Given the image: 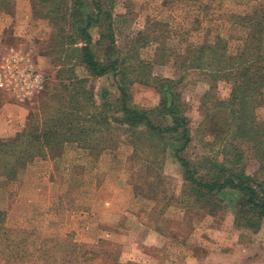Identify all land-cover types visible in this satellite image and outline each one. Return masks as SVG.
I'll return each mask as SVG.
<instances>
[{
	"label": "rangeland",
	"instance_id": "1",
	"mask_svg": "<svg viewBox=\"0 0 264 264\" xmlns=\"http://www.w3.org/2000/svg\"><path fill=\"white\" fill-rule=\"evenodd\" d=\"M31 1L9 0V6L0 8V56L10 46L20 47L32 55L45 79L46 75L52 78L51 61L60 54L53 50L49 54L48 49L58 46L59 38L51 21L38 15L52 4L38 5L33 12ZM108 1L116 49L135 71L130 79L138 75L144 81L135 82L129 90L133 104L156 106L160 95L155 83L175 81L172 91L185 104L191 138L185 157L195 162L205 155L219 156L223 135L208 124L214 117L220 121L224 117L216 102L228 99L230 87L218 81L211 88L206 72L191 68L190 62L201 45L217 37L223 39L227 55L239 53L247 30L241 22L234 24L232 16L264 11V0ZM92 37L95 42L98 32L92 31ZM75 72L79 78L87 77L81 66ZM55 85L52 79L44 92L27 102L0 90V140L11 139L25 128L29 110L41 115L45 104L39 102ZM87 88L97 104L101 88L117 94L110 76L89 79ZM253 113L256 121H264V102ZM118 137L116 148L101 154L105 155L99 163L103 166H96L101 155L92 158L76 144H67L55 164L49 158H37L16 180H0V210L7 215L6 228L24 233L34 230L43 236L72 233L74 242L91 252L87 264H264V221L257 231L235 225L238 192H219L216 200L222 206L216 208L210 200H196L182 179L171 145L163 155L155 139L145 140L135 152L128 136L118 133ZM259 151L264 155L260 147L245 149L242 166L245 175L264 181V170L257 172ZM117 180L126 185L121 188L122 208L114 202L121 200L119 195L111 199L96 195L95 187L104 181L117 189ZM115 207L121 212H110ZM3 261L0 257V264Z\"/></svg>",
	"mask_w": 264,
	"mask_h": 264
},
{
	"label": "trees",
	"instance_id": "2",
	"mask_svg": "<svg viewBox=\"0 0 264 264\" xmlns=\"http://www.w3.org/2000/svg\"><path fill=\"white\" fill-rule=\"evenodd\" d=\"M31 2L33 12L38 5L52 4L51 9L38 15L51 21L59 38L58 46L48 49L49 54L53 50L60 55L53 56L54 75L52 78L46 75L44 90L52 79L57 82V88H52L40 100L39 105L45 104L41 115L36 109L29 110L25 128L11 139L0 140V180H16L18 174L37 158L59 159L67 144H76L92 158H98L116 148L118 133L130 138L135 152L138 143L155 139L163 155L171 145L172 157L180 165L182 179L196 200L205 198L216 208L222 206L216 200L219 192L236 191L240 198L235 225L260 229L264 221V181L245 175L242 163L245 149L258 150L260 147L264 150V121H256L253 113L264 102L262 9H255L245 16H232L234 24L241 22L240 26L247 30L243 48L236 55H227L226 45L218 37L195 51L197 55L190 62L191 68L205 71L213 83L211 88L218 81L226 82L230 93L226 101L216 102L224 117L221 121L214 117V122L208 124L215 128L217 135H223L220 155L214 158L205 155L191 162L185 157L191 142L186 107L172 91L177 83L165 79L155 83L160 100L154 107L142 108L132 102L131 86L144 81L138 79V75L135 80L130 79V74L135 71L129 69L127 58L121 57L116 49L112 3L108 0ZM3 4L9 6V0H0V8ZM92 31L98 32L95 42ZM77 66L84 68L86 78L76 75ZM108 76L117 94L101 88L97 104L92 90L87 88L89 79ZM56 89L59 93L54 92ZM256 159L260 165L257 172H262L264 155L259 151ZM6 216L0 210L3 264H87L90 260L91 252L85 245L76 244L72 233L43 236L34 230L24 233L8 229Z\"/></svg>",
	"mask_w": 264,
	"mask_h": 264
},
{
	"label": "built area",
	"instance_id": "3",
	"mask_svg": "<svg viewBox=\"0 0 264 264\" xmlns=\"http://www.w3.org/2000/svg\"><path fill=\"white\" fill-rule=\"evenodd\" d=\"M45 88V77L32 55L10 46L0 56V90L9 92L19 102L33 100Z\"/></svg>",
	"mask_w": 264,
	"mask_h": 264
},
{
	"label": "crops",
	"instance_id": "4",
	"mask_svg": "<svg viewBox=\"0 0 264 264\" xmlns=\"http://www.w3.org/2000/svg\"><path fill=\"white\" fill-rule=\"evenodd\" d=\"M105 155H101L100 156V158L97 160V162H96V166H98V164L99 163H101V160H102V158L104 157ZM46 161H48V160H41V162L42 163H44V162H46ZM51 161V163H53L54 162V164L57 162L56 160H50ZM109 165L110 166H113V159H109ZM104 164H99V166H103ZM108 164L106 165V166H109ZM119 184L121 185V186H119ZM117 189H116V187L114 186V184L112 183V184H109L107 181H104L103 182V184H101V185H99L98 187H95V189H97V193H96V195H97V197L98 196H103V198H107V199H111L112 197H113V194L115 195V194H117V195H119V197H120V199L121 200H117V201H114V202H116V203H120V207L122 208V206H125V201H124V199H122V197H121V194H123L122 193V190H121V188H126V185H125V183H124V181L121 183V181L119 180V183H118V180H117ZM128 186V185H127ZM109 187V189H107ZM105 189H107V190H110L109 192V194H107V191L105 190ZM126 192V191H125ZM106 195H109V196H106ZM50 196V195H49ZM99 205H100V201H99ZM110 205H111V203H110ZM120 207H119V209H120ZM119 209H118V207H115V208H113L110 212H114L115 214H116V212H121V211H119ZM109 212V211H108ZM104 213H106V212H104ZM122 214H126V212H123Z\"/></svg>",
	"mask_w": 264,
	"mask_h": 264
}]
</instances>
